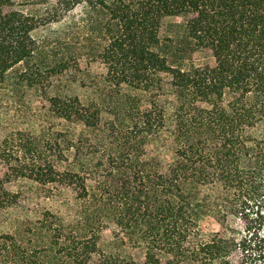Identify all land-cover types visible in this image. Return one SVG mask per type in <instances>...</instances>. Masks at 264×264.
Listing matches in <instances>:
<instances>
[{
	"label": "trees",
	"instance_id": "16d2710c",
	"mask_svg": "<svg viewBox=\"0 0 264 264\" xmlns=\"http://www.w3.org/2000/svg\"><path fill=\"white\" fill-rule=\"evenodd\" d=\"M32 1L48 7L0 0V128L29 119L32 90L37 118L80 129L0 137V212L19 180L60 198L22 238L0 237V264H228L230 239L201 238L200 223L246 222L264 200V0ZM168 17L183 23L161 37ZM202 51L211 62L195 65ZM81 59L106 73L71 94ZM109 224L140 262L100 249Z\"/></svg>",
	"mask_w": 264,
	"mask_h": 264
},
{
	"label": "rangeland",
	"instance_id": "374dc122",
	"mask_svg": "<svg viewBox=\"0 0 264 264\" xmlns=\"http://www.w3.org/2000/svg\"><path fill=\"white\" fill-rule=\"evenodd\" d=\"M18 8L25 13L41 14L47 9L48 5L44 1L32 0H14ZM81 8H76L68 13L64 20L59 24H52L40 27L32 32V37L42 39L51 31L57 29L62 23L68 21L69 17H77ZM183 23L181 17H168L162 21L160 36L167 37L179 32V26ZM195 65H203L211 62L209 52L202 51L195 53L193 56ZM78 69L80 72H73ZM69 73H72L69 74ZM106 73V69L99 63H88L86 60H78V63H72L71 70L67 73L66 78L74 81L69 89L71 94L83 95L82 85H90L94 81H100ZM25 101L31 108L32 114L29 119L24 120L21 113L16 112L11 122L0 128V137L4 136L11 129H24L28 127L44 128L46 133L65 131L68 127L71 130L79 131L80 127L76 125L69 126L62 120L48 116L43 122L36 115L41 111V103L38 94L32 90L26 91ZM11 190L21 193L20 203L0 212V237L11 234L18 238L24 236L26 228L33 226L39 217L45 211H58L60 207V198L54 197L48 188L39 186L28 180H19L15 182ZM255 209V208H254ZM258 217L254 214L248 221H243L239 217H228L223 227H218L213 219H206L200 223L201 238L207 240L212 232L221 229L223 235L230 239L232 247L228 254V264H264V200L258 204ZM256 211V210H255ZM114 227H108L101 232L99 247L106 253L120 255L126 258H132L140 262L143 257L141 249L132 247L130 244L120 245L114 238ZM252 235V236H251Z\"/></svg>",
	"mask_w": 264,
	"mask_h": 264
}]
</instances>
